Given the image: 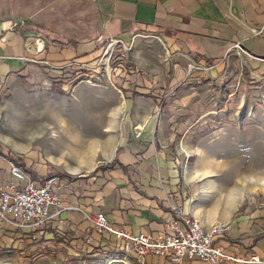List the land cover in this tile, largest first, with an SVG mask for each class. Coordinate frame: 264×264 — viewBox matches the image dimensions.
Returning <instances> with one entry per match:
<instances>
[{
  "label": "crops",
  "instance_id": "crops-1",
  "mask_svg": "<svg viewBox=\"0 0 264 264\" xmlns=\"http://www.w3.org/2000/svg\"><path fill=\"white\" fill-rule=\"evenodd\" d=\"M91 1L109 39L122 47L153 39L162 46V61H136L131 63L136 70H124L127 74L119 87L132 89L129 82H133L136 96L126 99L133 93L121 91L128 108L97 118L94 126H101L97 135L89 131L80 138L81 128L73 132L71 124H80L75 119L84 115L60 112L67 157L48 152L43 165L34 152L27 154L33 141L22 146L0 128V187L17 183L10 174L12 161L30 176L56 172L71 177L57 178L59 206L51 211L54 218L41 225L46 232L0 222V248L20 259L29 256L19 252L27 245L37 248L33 255L68 250L73 258L91 250H123V240L96 233L85 220L84 214L101 212L114 230L133 235L172 233L188 218L206 231L216 223L229 225L213 241L228 257L222 264H251L246 262L250 255L264 264V200L238 199L228 209L224 200L205 203L210 193L198 181L210 176L213 163L205 173L196 166L192 176L183 155L199 126L224 127L241 115L243 121L264 120V0ZM83 48L87 47L79 51ZM75 57L71 48L60 50L34 32L0 21V126L9 107L8 93L21 96L41 79L50 86L51 76L66 77L70 68L91 65L87 56ZM208 59L220 61L208 65ZM88 139L94 142L92 148L77 150ZM113 162L112 168L96 170ZM146 263L167 264L151 255Z\"/></svg>",
  "mask_w": 264,
  "mask_h": 264
},
{
  "label": "rangeland",
  "instance_id": "rangeland-1",
  "mask_svg": "<svg viewBox=\"0 0 264 264\" xmlns=\"http://www.w3.org/2000/svg\"><path fill=\"white\" fill-rule=\"evenodd\" d=\"M3 20H9L17 25L24 21L35 22L53 29L58 34V37L53 39L55 41L73 37L86 42L89 39L98 41L107 37L103 21L91 0H0V21ZM38 38L43 40L39 36ZM147 40L144 39L136 46L122 47L120 45L118 51L121 56L115 57L116 44L112 46L111 39H108L103 49L87 56L86 63H91L89 67L93 66L92 69L97 70L96 75L89 76L85 81H79L68 96L63 97L50 92L54 80L50 78V86H47L41 76H39L41 80L37 83L38 85H29L21 96H15L14 93L13 96L8 93L9 107L0 128L22 146L33 141V146L27 154L34 152L33 154L43 165L44 161L47 163L46 155L49 151L54 156L63 153V156L67 157L68 150L65 148L67 145L63 141L65 136L59 127L61 125L58 124V121L61 120L58 117L60 112L67 109L80 111L84 115L81 119H75L81 120L80 124H71L74 127L73 132L78 131V128L82 129L77 133L80 134V138L88 135L89 131L97 135L101 127L100 125H97L96 128L94 126V121L97 118L108 116L113 111L120 113L128 108L127 102L121 95L123 90L121 87L119 88V85L125 80L123 75L127 74L124 71V65L136 63V61L156 63L162 61V46L153 39L152 41ZM118 62H122V64L116 65ZM67 75L69 76V74ZM39 114L45 117L40 127L48 129V126L51 125L56 135L48 131L32 132L30 127L36 126L31 124L32 120ZM240 117L244 119L243 115L230 118V123L225 122L224 127L217 123L209 125V129L206 125L199 126L187 141L189 150L187 149V154L183 155L189 175L194 176L198 165H200L199 173H205L207 167L213 163V166L210 167L213 169L210 176L204 175L198 181V185L203 186L210 193L204 197L205 203L221 201L226 187L223 177L227 180L226 178L229 176L230 180L229 172L243 168L249 170L247 176L253 177L255 183H250L247 177V184H244L243 193L238 199L253 198L257 200L262 198L264 200V187L259 186V180H256L259 178L264 180V120L250 117L243 121L240 120ZM63 148L66 149V153L62 150ZM21 156H25V154ZM197 172L198 169L196 174ZM208 179L211 180V184ZM228 183L231 184L229 181ZM224 205L228 209L225 203ZM36 251V247L31 249V245H27L26 249L19 252L29 255L26 257H34L33 253ZM132 256L131 252L125 250L109 252L91 250L89 253L71 260L73 258L71 253L64 250L58 252L57 255L50 256L48 254L35 259L30 258L32 262L29 264H136ZM0 264L27 263L24 258L17 257L16 253L9 252L8 248H0Z\"/></svg>",
  "mask_w": 264,
  "mask_h": 264
},
{
  "label": "built area",
  "instance_id": "built-area-1",
  "mask_svg": "<svg viewBox=\"0 0 264 264\" xmlns=\"http://www.w3.org/2000/svg\"><path fill=\"white\" fill-rule=\"evenodd\" d=\"M117 43L111 40L112 46ZM9 164L11 177L17 183L0 187V222L30 229L48 223L55 215L52 209L59 206L57 178L30 176L14 161ZM84 217L96 233L113 234L116 239L123 240V250L133 254L136 264H147L148 255L164 259L167 264H182L185 260L222 264L228 258L213 241L214 237L228 231L229 225L215 224L206 231L198 221L188 218L172 233L133 235L125 230H114L101 212L84 214ZM86 242L91 243V238L87 237ZM246 262L258 264L260 260L250 255Z\"/></svg>",
  "mask_w": 264,
  "mask_h": 264
},
{
  "label": "trees",
  "instance_id": "trees-1",
  "mask_svg": "<svg viewBox=\"0 0 264 264\" xmlns=\"http://www.w3.org/2000/svg\"><path fill=\"white\" fill-rule=\"evenodd\" d=\"M18 26L20 27V30L23 32H34L36 33L39 37H41L47 44H55V46L60 49V50H67L69 48L73 49L76 52V57L74 59L77 58H83L86 56H89L92 53L97 52L100 49H103L106 45V43L108 42V37H105L103 39H100L98 41L93 40V39H89L88 41L84 42L81 41L77 38H73V37H67L66 39L60 41L58 40H53L55 37H58V34L56 33L55 30L47 28L43 25L37 24L35 22H28V21H24L20 24H18ZM64 37V36H63ZM81 47H87V48H83V51H79V49ZM118 48H120V43L116 44V48L114 51V56H121V53H119ZM192 58L194 60H198V57L196 56H192ZM74 60H72L73 62ZM220 61V59H208L207 64L212 65L214 64V62H218ZM122 64V62H118L116 63V65ZM124 68L126 70V72H128V70H136V68L132 65V64H125ZM69 76L64 77L63 75H55V76H51L50 78L53 81L52 87L50 88V92L55 93L57 95H61V96H68L71 89L79 82V81H85L87 80V78L91 75H96V71L94 69H92L91 67L87 66V65H79L77 68H71V70L68 72ZM129 86H134L133 82H129ZM127 88V90L122 89L123 92L127 93V91L132 92L133 94L129 95L128 97H126V99H133L136 94L134 93V90ZM120 88V87H119ZM115 162V161H114ZM114 162L112 164L109 165H105V166H101L98 167L96 170H98L99 168L101 169H107V168H112L114 165ZM51 177H70L68 176L66 173H56V172H48L46 174V178H51ZM71 178V177H70ZM39 231L42 233H45L46 231H42L43 227L40 225L38 228H36L34 231ZM48 247V244H44V249ZM40 256H46L47 253L41 251ZM39 254L34 255V257H23L25 262L27 264L31 263L32 261L30 260V258H37L39 256ZM29 260H26L28 259ZM71 260H74V258H72Z\"/></svg>",
  "mask_w": 264,
  "mask_h": 264
},
{
  "label": "bare ground",
  "instance_id": "bare-ground-1",
  "mask_svg": "<svg viewBox=\"0 0 264 264\" xmlns=\"http://www.w3.org/2000/svg\"><path fill=\"white\" fill-rule=\"evenodd\" d=\"M44 115H45V113H44ZM44 119H45V117L42 116V114H39L34 120H32L33 122L31 124H35L36 125L34 127H30V129L32 130V132H40L41 133V132L48 131V132H52V133L55 134L54 128L51 125L48 126L49 127L48 129H44V128H41L40 127V124H41V122ZM44 126H45V124H44ZM29 135L31 136L30 133H29ZM35 135H36V133H35ZM26 136H28V135H26ZM39 136H40V134H39ZM93 143H94L93 140H89V139L88 140H85L84 143L77 145V147H78L77 150H82L83 152H85V151L89 150L90 148H92ZM65 153H66V150H65ZM248 171L249 170L246 169V168L231 171V172H229L230 173V180H229V176L226 178L227 180H225V177H223L224 178L223 181H226V184H224L226 187L224 188V191H223V195H222V198L223 199H222V201L224 200V203L226 204V206L228 208H230L233 205V203L242 195L243 189H244L243 187L245 186L244 184L247 182L248 179L250 180V183H255V181H254L255 179H252L253 177L252 178L251 177L249 178L247 176L248 173H249ZM247 177H248V179L246 180ZM256 180H259L258 181V185L259 186L264 187V180L262 178H259V179H256ZM228 181L231 182V184L228 183ZM229 185H231V186H229Z\"/></svg>",
  "mask_w": 264,
  "mask_h": 264
}]
</instances>
